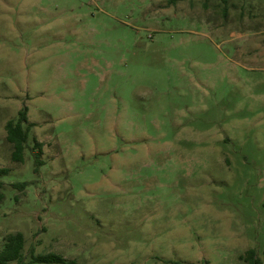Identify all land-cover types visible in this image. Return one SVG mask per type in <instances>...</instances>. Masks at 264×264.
<instances>
[{
    "label": "rangeland",
    "instance_id": "obj_1",
    "mask_svg": "<svg viewBox=\"0 0 264 264\" xmlns=\"http://www.w3.org/2000/svg\"><path fill=\"white\" fill-rule=\"evenodd\" d=\"M0 167L22 264H264V0H0Z\"/></svg>",
    "mask_w": 264,
    "mask_h": 264
},
{
    "label": "trees",
    "instance_id": "obj_2",
    "mask_svg": "<svg viewBox=\"0 0 264 264\" xmlns=\"http://www.w3.org/2000/svg\"><path fill=\"white\" fill-rule=\"evenodd\" d=\"M178 0H170L172 4ZM226 1V0H223ZM28 122V107L24 106L19 112L18 121L9 120L6 124L7 135L6 138L9 142L13 143L12 159L15 162H24V148L25 143L28 139L31 126L34 123H28L25 127L24 124ZM40 148L37 151L36 156L38 163H42L40 160L41 155V142L35 144ZM10 172L7 167H0V177ZM25 182L15 183L14 186L25 187ZM3 182L0 180V203L3 201L5 194L1 190ZM24 248H25V235L23 232L18 231L7 234L4 244L0 247V264H10L11 262L17 261L22 264L24 261ZM31 260L30 263L35 264H75V261H68L61 254L55 252L38 253L36 254L34 249H31ZM246 264H262L261 259L257 255V251L254 248L248 249L244 254L240 256ZM202 264H209V261H203Z\"/></svg>",
    "mask_w": 264,
    "mask_h": 264
}]
</instances>
